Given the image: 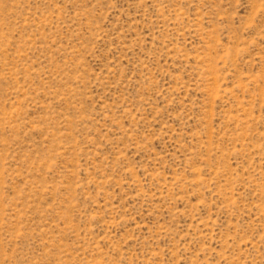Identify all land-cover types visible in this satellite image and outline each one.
<instances>
[{
    "label": "rangeland",
    "instance_id": "obj_1",
    "mask_svg": "<svg viewBox=\"0 0 264 264\" xmlns=\"http://www.w3.org/2000/svg\"><path fill=\"white\" fill-rule=\"evenodd\" d=\"M0 264H264V0H0Z\"/></svg>",
    "mask_w": 264,
    "mask_h": 264
}]
</instances>
